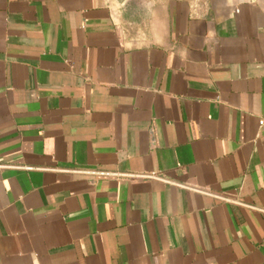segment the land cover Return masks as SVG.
<instances>
[{
  "label": "crops",
  "instance_id": "0c3cea01",
  "mask_svg": "<svg viewBox=\"0 0 264 264\" xmlns=\"http://www.w3.org/2000/svg\"><path fill=\"white\" fill-rule=\"evenodd\" d=\"M0 264H264V0H0Z\"/></svg>",
  "mask_w": 264,
  "mask_h": 264
},
{
  "label": "built area",
  "instance_id": "2783aa9c",
  "mask_svg": "<svg viewBox=\"0 0 264 264\" xmlns=\"http://www.w3.org/2000/svg\"><path fill=\"white\" fill-rule=\"evenodd\" d=\"M116 27L118 30L124 31V27L122 26V24L120 22L116 24Z\"/></svg>",
  "mask_w": 264,
  "mask_h": 264
}]
</instances>
